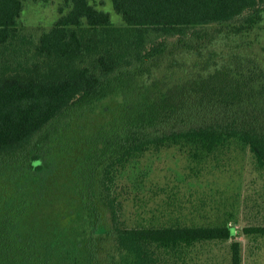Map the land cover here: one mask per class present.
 <instances>
[{"label":"trees","instance_id":"1","mask_svg":"<svg viewBox=\"0 0 264 264\" xmlns=\"http://www.w3.org/2000/svg\"><path fill=\"white\" fill-rule=\"evenodd\" d=\"M62 1L35 39L20 26L23 0H0V264H177L196 245L226 241L230 264H242L234 225L130 227L116 186L132 161L171 147L203 161L240 145L264 172V58L250 40L264 0H107L121 24L96 6L106 0ZM211 28L238 43L220 63L204 57L208 46L228 48ZM177 55L198 57L195 70L165 84L150 79L165 64L181 65ZM116 92L119 116L64 138L74 117ZM64 155L90 215L75 262L53 259L59 242L32 216L46 197L37 187ZM243 230L264 234V226Z\"/></svg>","mask_w":264,"mask_h":264},{"label":"rangeland","instance_id":"2","mask_svg":"<svg viewBox=\"0 0 264 264\" xmlns=\"http://www.w3.org/2000/svg\"><path fill=\"white\" fill-rule=\"evenodd\" d=\"M23 2L20 26L35 39L54 24L60 16L59 7L64 5L62 0ZM96 6L110 12L116 24L122 23L110 1L97 2ZM210 32L218 33L215 28ZM224 34L218 33V41L228 48L224 46L218 51L208 46L203 50L205 59L213 56L220 63L231 48L238 45L235 39H222ZM250 40H253L251 45H255L253 52L264 58V22L251 34ZM173 58L181 65H174L170 70L165 64L154 70L150 79L161 84L171 82L186 74V68L195 70L194 65L199 60L195 55ZM123 102V94L116 92L82 111L73 118L64 138L76 139L96 133L120 115ZM67 158V155L62 156L53 176L44 186L37 187L46 197L32 216L46 238L59 242L53 259L75 262L80 260L76 258L83 257V245L91 228L90 215L79 200L72 176L74 163ZM116 194L122 202V218L127 226L227 223L236 227L235 240L241 243L242 264H264V234H247L243 230L264 226V172L250 151L240 145L234 144L203 161L191 159L178 147L147 152L118 173ZM230 244L231 241L196 245L177 264H230ZM167 264L174 263L168 261Z\"/></svg>","mask_w":264,"mask_h":264}]
</instances>
